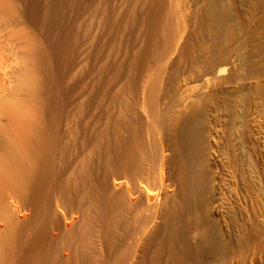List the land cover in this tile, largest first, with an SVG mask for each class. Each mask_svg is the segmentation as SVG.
<instances>
[{"label":"bare ground","instance_id":"obj_1","mask_svg":"<svg viewBox=\"0 0 264 264\" xmlns=\"http://www.w3.org/2000/svg\"><path fill=\"white\" fill-rule=\"evenodd\" d=\"M246 2L0 0V264H264Z\"/></svg>","mask_w":264,"mask_h":264},{"label":"rangeland","instance_id":"obj_2","mask_svg":"<svg viewBox=\"0 0 264 264\" xmlns=\"http://www.w3.org/2000/svg\"><path fill=\"white\" fill-rule=\"evenodd\" d=\"M246 7H248L251 12V15L249 17L251 26L256 27L260 23L261 19L264 17V0H247ZM254 48L255 47H253V53L256 58V55L258 54L257 52L259 51ZM262 103L263 102H257V105L259 107H257L256 112L259 120L264 122V105Z\"/></svg>","mask_w":264,"mask_h":264}]
</instances>
